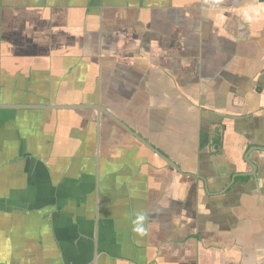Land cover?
I'll list each match as a JSON object with an SVG mask.
<instances>
[{
    "label": "crops",
    "instance_id": "crops-1",
    "mask_svg": "<svg viewBox=\"0 0 264 264\" xmlns=\"http://www.w3.org/2000/svg\"><path fill=\"white\" fill-rule=\"evenodd\" d=\"M0 264H264V0H0Z\"/></svg>",
    "mask_w": 264,
    "mask_h": 264
},
{
    "label": "water",
    "instance_id": "water-1",
    "mask_svg": "<svg viewBox=\"0 0 264 264\" xmlns=\"http://www.w3.org/2000/svg\"><path fill=\"white\" fill-rule=\"evenodd\" d=\"M20 106H22V105H20ZM12 108H18L19 106H11ZM30 107H38V106H33V105H30ZM53 107H56V108H78L79 106H63V105H57V106H53ZM92 108H95L98 112H101V113H105V114H107V115H109L111 118H113V119H115L118 123H120L121 124V122H119V120H117L114 116H112V114H110L107 110H104L103 108H102V106H100V105H95V106H92ZM128 131H130L127 127H125ZM138 137V136H137ZM139 139H141V141H143L145 144H147L152 150H154L155 152H157V153H159V154H161L158 150H156L155 148H153L152 146H150V144H148L144 139H142V138H140L139 137ZM162 155V154H161ZM163 156V155H162ZM163 157H165V156H163ZM165 159L167 160V158L165 157ZM171 164H172V162H170ZM172 165H174V164H172Z\"/></svg>",
    "mask_w": 264,
    "mask_h": 264
}]
</instances>
